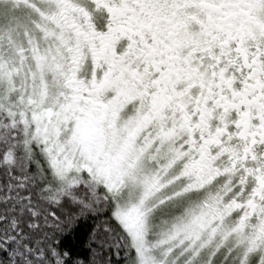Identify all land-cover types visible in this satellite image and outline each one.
Wrapping results in <instances>:
<instances>
[{
    "label": "snow or ice",
    "instance_id": "6c2138e0",
    "mask_svg": "<svg viewBox=\"0 0 264 264\" xmlns=\"http://www.w3.org/2000/svg\"><path fill=\"white\" fill-rule=\"evenodd\" d=\"M0 264H264V0H0Z\"/></svg>",
    "mask_w": 264,
    "mask_h": 264
}]
</instances>
